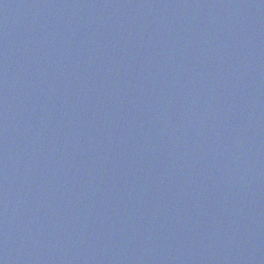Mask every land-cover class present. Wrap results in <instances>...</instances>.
Returning <instances> with one entry per match:
<instances>
[{"label": "water", "instance_id": "95a60500", "mask_svg": "<svg viewBox=\"0 0 264 264\" xmlns=\"http://www.w3.org/2000/svg\"><path fill=\"white\" fill-rule=\"evenodd\" d=\"M0 264H264V0H0Z\"/></svg>", "mask_w": 264, "mask_h": 264}]
</instances>
